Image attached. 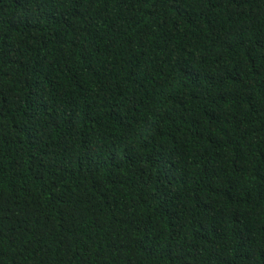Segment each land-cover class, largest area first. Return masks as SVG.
<instances>
[{
	"label": "trees",
	"instance_id": "1",
	"mask_svg": "<svg viewBox=\"0 0 264 264\" xmlns=\"http://www.w3.org/2000/svg\"><path fill=\"white\" fill-rule=\"evenodd\" d=\"M0 264H264V0H0Z\"/></svg>",
	"mask_w": 264,
	"mask_h": 264
}]
</instances>
